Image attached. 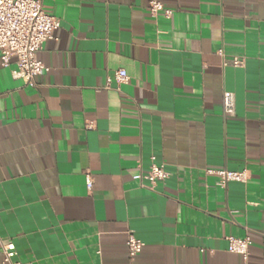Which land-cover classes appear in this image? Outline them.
Wrapping results in <instances>:
<instances>
[{"label":"crops","instance_id":"crops-1","mask_svg":"<svg viewBox=\"0 0 264 264\" xmlns=\"http://www.w3.org/2000/svg\"><path fill=\"white\" fill-rule=\"evenodd\" d=\"M150 1L46 0L49 71L0 62V261L12 242L19 264H264V0ZM153 156L170 175L151 190Z\"/></svg>","mask_w":264,"mask_h":264},{"label":"built area","instance_id":"built-area-1","mask_svg":"<svg viewBox=\"0 0 264 264\" xmlns=\"http://www.w3.org/2000/svg\"><path fill=\"white\" fill-rule=\"evenodd\" d=\"M46 0H0V62L3 66H9L15 60L16 68L13 70L15 78L23 79L27 84H34L35 78L49 68L39 59L38 53L42 49L44 42L54 38V32L60 27V20L45 11ZM150 12L157 15L164 11L168 16L171 10L165 8L164 4L158 0H151L149 4ZM243 60L233 59L234 66H241ZM129 77L125 69H118L113 76L107 78V86L113 80L126 82ZM235 95L226 91L223 96V112L225 116L235 113ZM219 175V184L226 186L230 181L246 183L249 179L247 170L232 171L226 168L211 171ZM164 164L157 162L156 157H152V164L146 174H141L140 180L143 186L154 190L158 182L169 177ZM87 186H93L90 173L87 174ZM1 239V238H0ZM229 251L242 254L244 258L250 255L252 240L246 238H229ZM129 257L135 260L141 253L145 243L132 231L129 232L126 241ZM4 259L0 264H19L15 261L17 255L15 244L12 242L3 243Z\"/></svg>","mask_w":264,"mask_h":264}]
</instances>
